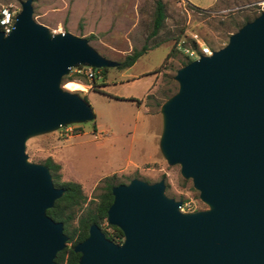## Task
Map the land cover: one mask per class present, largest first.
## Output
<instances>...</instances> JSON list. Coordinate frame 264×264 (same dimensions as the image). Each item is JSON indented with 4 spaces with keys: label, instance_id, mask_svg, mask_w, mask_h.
Wrapping results in <instances>:
<instances>
[{
    "label": "water",
    "instance_id": "obj_1",
    "mask_svg": "<svg viewBox=\"0 0 264 264\" xmlns=\"http://www.w3.org/2000/svg\"><path fill=\"white\" fill-rule=\"evenodd\" d=\"M117 64L85 38L50 35L32 19V0L0 30V264H55L66 236L45 210L63 190L44 164L27 161L24 144L93 118L83 97L59 87L72 67ZM173 80L159 105L160 155L207 208L179 211L162 179L114 185L106 222L122 242L91 224L73 246L78 264H264V11Z\"/></svg>",
    "mask_w": 264,
    "mask_h": 264
},
{
    "label": "rangeland",
    "instance_id": "obj_2",
    "mask_svg": "<svg viewBox=\"0 0 264 264\" xmlns=\"http://www.w3.org/2000/svg\"><path fill=\"white\" fill-rule=\"evenodd\" d=\"M21 1L0 0V6L16 14ZM161 1L165 13L162 26L149 36L155 0H32V19L50 35L68 32L85 38L104 58L119 63L133 49L143 44L148 48L130 67H90L94 79H87L83 73L75 76L81 81L61 79L59 87L83 97L93 118L25 141L28 162L43 165L49 156L60 165L62 180L80 184L86 196L83 207L92 205L91 199L99 192L95 187L102 185L100 180L115 174V183H127L132 178L148 183L162 179L164 194L180 202L181 212L207 208L190 179L180 176L179 166L168 165L160 155L157 103L163 93L171 92L176 84L173 75L185 61L174 49L178 37L188 39V33L195 32L209 48L219 49L243 23L264 11V0ZM170 49V56L165 58ZM76 67L66 75L73 74ZM88 67L81 66L82 70ZM100 227L111 230L106 219Z\"/></svg>",
    "mask_w": 264,
    "mask_h": 264
},
{
    "label": "trees",
    "instance_id": "obj_3",
    "mask_svg": "<svg viewBox=\"0 0 264 264\" xmlns=\"http://www.w3.org/2000/svg\"><path fill=\"white\" fill-rule=\"evenodd\" d=\"M164 17L165 13L162 1L155 0L154 17L149 36L157 34L162 26ZM147 49L146 44H143L139 49H133L131 53L124 56V59L117 64L116 68L122 69L130 67ZM172 50L170 49L166 53L165 58L170 56ZM188 62L189 60L185 59L181 65L183 66ZM75 76H79V74L73 72V74L65 75L61 79H66L67 82L81 81ZM175 90L176 84L169 94L163 93V98L157 103V106ZM135 102L139 103V100L136 99ZM44 165L49 170L53 186L63 190L61 196L54 200L50 208L45 210V214L53 221L62 223V232L66 236L65 243H70L69 246H64L62 250L56 253L54 257L55 264H78L79 253L73 251V246L87 236L88 227L91 224L97 225L108 240L117 244L121 243L123 235L120 229L109 224L110 231H106L100 227V223L106 219V210L112 201L110 189L114 185L121 184L114 182L115 174L105 176L100 180L102 185L95 187V189H99V192L91 199L90 203L92 205L89 204L83 207L86 202V196L82 193L80 184L75 181L62 180L59 172L60 165L54 162L49 156L45 158ZM74 221L75 223H73Z\"/></svg>",
    "mask_w": 264,
    "mask_h": 264
},
{
    "label": "built area",
    "instance_id": "obj_4",
    "mask_svg": "<svg viewBox=\"0 0 264 264\" xmlns=\"http://www.w3.org/2000/svg\"><path fill=\"white\" fill-rule=\"evenodd\" d=\"M14 11L6 6H0V30L7 34L13 25ZM174 49L189 61L197 59L199 55H210L212 50L195 32L188 33V39L184 36L178 37L174 41ZM74 73H83L87 79H94V71L88 67L82 70L81 66L73 69ZM98 77V76H97Z\"/></svg>",
    "mask_w": 264,
    "mask_h": 264
},
{
    "label": "crops",
    "instance_id": "obj_5",
    "mask_svg": "<svg viewBox=\"0 0 264 264\" xmlns=\"http://www.w3.org/2000/svg\"><path fill=\"white\" fill-rule=\"evenodd\" d=\"M159 131H160V129H159ZM159 135V134H158Z\"/></svg>",
    "mask_w": 264,
    "mask_h": 264
}]
</instances>
